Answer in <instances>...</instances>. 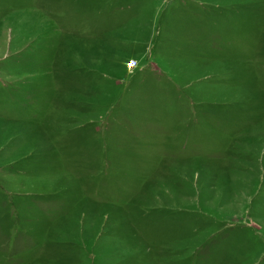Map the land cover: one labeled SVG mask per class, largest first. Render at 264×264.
Masks as SVG:
<instances>
[{
  "label": "rangeland",
  "instance_id": "1",
  "mask_svg": "<svg viewBox=\"0 0 264 264\" xmlns=\"http://www.w3.org/2000/svg\"><path fill=\"white\" fill-rule=\"evenodd\" d=\"M0 264H264V0H0Z\"/></svg>",
  "mask_w": 264,
  "mask_h": 264
}]
</instances>
